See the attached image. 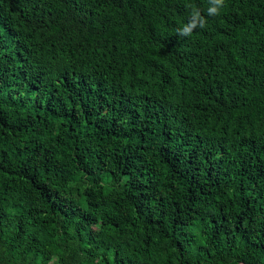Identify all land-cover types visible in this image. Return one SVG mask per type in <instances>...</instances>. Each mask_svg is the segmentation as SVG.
<instances>
[{"label": "trees", "instance_id": "1", "mask_svg": "<svg viewBox=\"0 0 264 264\" xmlns=\"http://www.w3.org/2000/svg\"><path fill=\"white\" fill-rule=\"evenodd\" d=\"M208 7L0 0V264H264V0Z\"/></svg>", "mask_w": 264, "mask_h": 264}, {"label": "clouds", "instance_id": "2", "mask_svg": "<svg viewBox=\"0 0 264 264\" xmlns=\"http://www.w3.org/2000/svg\"><path fill=\"white\" fill-rule=\"evenodd\" d=\"M224 6V0H209V7L207 12L209 15H219L220 9ZM207 21L206 18L201 14L198 9H193L191 12V18L183 25L181 28L177 29V35L180 37L191 36L193 31L199 27H206Z\"/></svg>", "mask_w": 264, "mask_h": 264}]
</instances>
